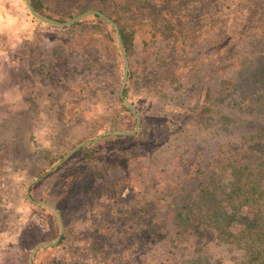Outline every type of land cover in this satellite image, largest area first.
I'll list each match as a JSON object with an SVG mask.
<instances>
[{
    "label": "rangeland",
    "instance_id": "obj_1",
    "mask_svg": "<svg viewBox=\"0 0 264 264\" xmlns=\"http://www.w3.org/2000/svg\"><path fill=\"white\" fill-rule=\"evenodd\" d=\"M42 1L57 5H40L38 14L58 23L71 19L66 0ZM137 2L143 17L158 15L155 31L143 18L130 23L135 38L124 87L130 98L124 96L140 119L150 117L144 132L130 137L141 132L140 123L134 134L105 135L88 144L103 141L91 161L77 150L52 170L75 146L137 126L120 96L125 60L117 32L106 26L113 42L94 27V16L59 27L33 16L25 0H0V264H31L39 243L58 238L36 249L34 264H198L191 242L175 235L176 215L211 170L220 144L263 130L264 28L252 4L245 29L237 17L217 28V0L210 8L202 0ZM191 14L195 25L179 23ZM232 47L238 53L231 65L217 70L218 48ZM203 86L210 88L213 114L169 131L160 117L195 105ZM28 186L32 199L55 207L62 222L53 208L29 199ZM213 236L200 264L241 256Z\"/></svg>",
    "mask_w": 264,
    "mask_h": 264
},
{
    "label": "trees",
    "instance_id": "obj_2",
    "mask_svg": "<svg viewBox=\"0 0 264 264\" xmlns=\"http://www.w3.org/2000/svg\"><path fill=\"white\" fill-rule=\"evenodd\" d=\"M55 1L57 3L59 0ZM185 1L176 0L174 3L181 4ZM66 3L68 4V18L90 9H98L117 23L122 44L129 60L135 38L130 23L134 21L137 23L143 18L149 21L155 31L153 24H156L158 20V15L154 13L143 17L141 3L137 0H66ZM31 4L37 13H40L38 11L40 5L50 9L57 5L55 3L44 4L42 0H32ZM250 4H252L251 15L256 24L264 28V4L262 0H232L231 3L228 0H217V28L225 26L228 17L233 19L237 17V20L241 21L239 25L246 29L249 23L247 8ZM205 5L209 8L214 6L213 0H202V6ZM150 10L155 11V7L151 5ZM89 15L96 19L97 25L94 27L101 28L100 31L106 33L114 42L115 35L107 28L110 26L114 29V25L96 13H90L72 24H82V20ZM193 15L179 18V23L185 25L186 20L195 25L196 19ZM171 26H168L169 34L177 36L179 30ZM226 35L225 33L224 36ZM237 53L238 51L234 47L224 52H220L218 48L217 70H226ZM221 83H227V80H223ZM209 90L208 86H203L197 103L195 105L188 104L181 108L175 112L174 118L161 116L160 118L164 119V124L168 130L173 132L182 130L187 123L186 120L189 119H195V122L199 124L205 123L202 116L214 112ZM124 92L130 98L126 89ZM124 105L128 111L132 112L129 106L125 103ZM146 118L149 119L150 117L141 116V132L130 137H139L140 133L144 132V120ZM219 118L220 122L225 125L227 117L221 115ZM135 119L137 122V117ZM159 133L161 134L160 130ZM162 135L158 141L154 140L152 143L154 148L157 147ZM121 136L116 134L108 137ZM146 138L147 135L142 141ZM102 142L84 146L79 149L78 154L83 155V159L86 158L91 161V157L96 153L95 147ZM216 165L217 170L214 169ZM216 173L217 176H215ZM200 179L196 191L188 192L181 210L176 215V237L180 240L188 239L191 242L198 264H200L201 254L208 242L206 238L214 234L217 245L227 247V251H241V256L229 264H264V126L259 135L244 137L238 144H234L232 141L220 144L217 150V158L212 164L211 170L209 167L204 171L202 176L200 175ZM217 264H225L224 259L218 258Z\"/></svg>",
    "mask_w": 264,
    "mask_h": 264
},
{
    "label": "water",
    "instance_id": "obj_3",
    "mask_svg": "<svg viewBox=\"0 0 264 264\" xmlns=\"http://www.w3.org/2000/svg\"><path fill=\"white\" fill-rule=\"evenodd\" d=\"M25 1H26V4H27V6H28V8H29V10H30V13H31L33 16H35L36 18L42 20L43 22L48 23V24H51V25H55V26H59V27L67 26V25L74 23L75 21L79 20L80 18H82V17H84V16H86V15H88V14H90V13H96V14H98L100 17L104 18L105 20H107L108 22H110L111 24L114 25V27H115V29H116V32H117V38H118L119 47H120V49H121V53H122V55H123V57H124V60H125L124 78H123V84H122V87H121V89H120V96H121L122 100H123V101H124V102H125L130 108H131V110H132V111L137 115V117H138V119H137V126H136V128H135L133 131H129V132L118 131V130H117V131H107V132H105V133H103V134L98 135V136H97L95 139H93V140H87V141H85V142H83V143H81V144L75 146V147H74V148H73V149H72V150H71V151H70V152H69V153H68V154L62 159V160H60V161L56 164V166H54V168H53L52 170L56 169L60 164H62L65 160H67V159H68V158H69L74 152H76L77 150H79V149L82 148L83 146H86V145H88V144H90V143H92V142H95V141L101 139V138H102L103 136H105V135H110V134L131 135V134L136 133V132L138 131L139 127H140L141 119H140V117H139V115H138V113H137V111H136L134 105H133V104H132V103H131V102H130L125 96H124V87H125V85H126V83H127V79H128L129 59H128L127 54H126V51H125V49H124V47H123L122 39H121V34H120V30H119V27H118L117 23H115L111 18H109L107 15H105L104 13H102V12L99 11V10H88V11H85V12H83V13H81V14H78L77 16H74L73 18H71V19H69V20H67V21H65V22L58 23V22H54V21H52V20H50V19H47V18L43 17L42 15L38 14V13L34 10L33 5L31 4L30 0H25ZM43 175H45V174H43ZM43 175H41L40 177L36 178L35 181H36V180H39ZM29 188H30V186H28V188H27V193H28L29 199H30L32 202H35V203H38V204H45V205H48V206H50L51 208H53V209L55 210V212L57 213V215L59 216L60 221L62 222V219H61V216H60L59 211H58L55 207H53L52 205H50L49 203H46V202H44V201H35V200H33L32 197L30 196V189H29ZM63 229H64V226H63V223H62V232H63ZM59 240H60V238H58L57 241H59ZM57 241H53V242L45 241V242H41V243H39V244L33 249L32 253H31V256H30L31 264H34L33 261H32V256H33V253L36 251V249H37L38 247H40L41 245H45V244H51V245H54V244L57 243Z\"/></svg>",
    "mask_w": 264,
    "mask_h": 264
}]
</instances>
